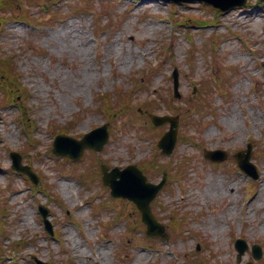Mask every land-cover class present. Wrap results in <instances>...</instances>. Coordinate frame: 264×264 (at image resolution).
I'll return each mask as SVG.
<instances>
[{"label": "rangeland", "instance_id": "obj_1", "mask_svg": "<svg viewBox=\"0 0 264 264\" xmlns=\"http://www.w3.org/2000/svg\"><path fill=\"white\" fill-rule=\"evenodd\" d=\"M57 1L54 7L47 0H19L37 18L33 23L47 24L43 29L15 16L0 25V52L14 56L30 94L0 107V264H34L33 256L52 264H264L261 0L216 15L199 2ZM44 3L63 19L47 22ZM170 16L214 19L216 26L187 28L178 19L183 24L175 28ZM174 69L179 98L173 95ZM103 96L110 115L102 110ZM22 102L31 127L18 121ZM142 106L179 117L170 156L155 148L169 125L151 126ZM104 123L111 132L99 153L86 151L75 165L52 155L57 131L79 138ZM247 142L257 180L239 171L233 159ZM206 150H224L228 157L214 164L203 157ZM10 151L40 174V190L52 196L34 191L24 175L10 169ZM102 163L120 169L135 164L153 183L168 173L151 203L166 241H147L129 201L110 197L97 177ZM230 181L238 187L225 194L220 185ZM211 183L219 193L210 191ZM40 204L56 237L44 230ZM236 238L249 245L240 261ZM255 243L262 247L257 262L250 251Z\"/></svg>", "mask_w": 264, "mask_h": 264}, {"label": "water", "instance_id": "obj_2", "mask_svg": "<svg viewBox=\"0 0 264 264\" xmlns=\"http://www.w3.org/2000/svg\"><path fill=\"white\" fill-rule=\"evenodd\" d=\"M175 2L180 1H188V0H172ZM206 3L213 5L215 8L224 10L228 9L222 6L220 0H201ZM245 0L240 1V5H243ZM175 85V89H176ZM152 122L156 125L162 124L168 120V118L156 117L150 115ZM175 123L172 122L171 130L168 133H165L163 138L158 144L159 148H163V152L170 153L174 142L176 130H173ZM107 140V132L106 128H99L92 133L85 136L82 141H76L71 138L59 136L54 145V153L57 155H66L70 158L77 159L79 158L85 147L94 148L99 150L102 148L103 144ZM14 160V168L20 171H24L27 174H30L28 169H24L19 165V156L17 154H12ZM206 157L221 161L226 155L223 152L215 151V152H207ZM249 155L245 156L242 159L240 156L236 157V160L240 167L245 170L247 173L252 175L254 178H257L255 169L248 163ZM103 178L102 181L105 185H109L112 189L111 193L113 196L118 197L122 196L124 198H129L133 200L142 213V219L147 224V233L149 235H160L163 231V227L159 225L156 220L153 218L150 212L149 203L155 197L157 192L162 187V183L158 185H152L146 183V178L142 176V174L134 167L130 166L126 168L124 171L119 172L118 170H113L111 172H107V167H101ZM125 175L127 179H123L122 181H116V177L118 175ZM46 215V212L43 213V216ZM236 248L239 251V255H241L244 250H246L247 246L244 241L238 240L236 242ZM253 255L256 258H259V254L257 253V247L253 246ZM37 264H45L41 261L37 260Z\"/></svg>", "mask_w": 264, "mask_h": 264}, {"label": "bare ground", "instance_id": "obj_3", "mask_svg": "<svg viewBox=\"0 0 264 264\" xmlns=\"http://www.w3.org/2000/svg\"><path fill=\"white\" fill-rule=\"evenodd\" d=\"M236 118L232 117L230 120H229V124L232 126L234 125V122H235ZM63 186H65V188H69V185L68 184H64ZM222 188H224V191H225V194H229V191L231 189H236L238 187V183L237 182H233V181H230L227 183V186H224L223 184L220 185ZM210 191H212L213 193H219L218 190H216V185H214L213 183H211L210 185ZM262 194V193H261ZM211 231L212 233L215 234L216 230L215 229H212L211 228Z\"/></svg>", "mask_w": 264, "mask_h": 264}, {"label": "trees", "instance_id": "obj_4", "mask_svg": "<svg viewBox=\"0 0 264 264\" xmlns=\"http://www.w3.org/2000/svg\"><path fill=\"white\" fill-rule=\"evenodd\" d=\"M2 3H3V0H0V7L4 6ZM8 3H10V0H8Z\"/></svg>", "mask_w": 264, "mask_h": 264}]
</instances>
